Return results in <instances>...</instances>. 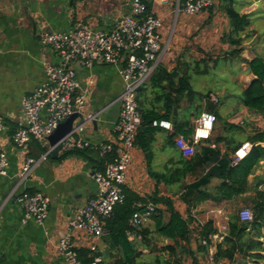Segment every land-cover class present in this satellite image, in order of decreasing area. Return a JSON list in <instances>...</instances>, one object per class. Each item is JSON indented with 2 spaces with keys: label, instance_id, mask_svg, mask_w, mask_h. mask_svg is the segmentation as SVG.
Here are the masks:
<instances>
[{
  "label": "crops",
  "instance_id": "obj_1",
  "mask_svg": "<svg viewBox=\"0 0 264 264\" xmlns=\"http://www.w3.org/2000/svg\"><path fill=\"white\" fill-rule=\"evenodd\" d=\"M145 1L151 3V12L163 21L161 32L164 42L169 40L173 32L170 52L159 69L170 74L179 72L181 75L188 70L193 75L194 67L187 65L190 61L184 51L185 37L196 34L207 17L212 16L215 7L219 4L222 10L224 4L221 0L215 1L216 5L193 16L179 13L176 22L177 0ZM180 2L183 4L185 0ZM129 5L130 0H0V118L8 127V131L0 132V150L6 151L10 162L8 176L0 178V264H67L57 255L58 240L75 210L97 195L93 175L106 169L103 165L106 158L99 154L101 146H115L118 142L115 127L121 109L118 99L123 92V81L119 68L102 64L90 69L76 67L82 87L79 94L86 96L85 114L100 113L94 121L85 120L83 124L79 120L74 122L73 129L78 130L77 137L90 145L83 155L75 153L63 158L65 153L61 151L58 158H53L50 154L46 160H41L50 145L42 146L32 142L25 149L15 147L12 137L24 124L21 108L23 97L44 81L46 64L58 63L56 51L43 42L42 34L63 32L78 23L96 30L110 31L117 19L129 14ZM234 7L240 14L248 15L251 21V26L241 36L242 44L247 42L246 34L249 33L252 35L251 43L256 46L251 52L241 49V72L234 78V89L225 85L216 92L209 91L211 97H219L218 105H222L216 106L218 120L211 142L206 141L200 147H208L214 149L215 153H220L218 160L226 155L232 159L234 149L246 142L264 148V141L254 143L253 140L256 135L264 132V117L248 112L241 100L244 90L256 78L245 61L255 58L264 60V37L260 30V19L264 20V0H234ZM173 25L175 32L172 31ZM207 28L202 30L209 32ZM231 32L229 24L228 35ZM222 38H226V35ZM164 75L161 74L162 79ZM155 76L158 78V73ZM191 78V90L188 93L192 91V96L179 94L178 77H175L173 87L167 81L161 85L158 81L155 83L151 80L141 89L139 99L143 108L155 109L160 115L167 116L160 122L170 123V128L153 125L154 135L150 149L145 152L138 145L134 147L125 185V192L135 193L147 202L156 192L162 197L170 198L175 209L184 217L188 215V203L191 199L188 196L183 198L186 186L202 179L211 168L218 165V161L211 162L210 166L199 162L194 172L181 182L158 184L152 173L169 174L179 166L184 156L176 146V139L180 136L176 134V130L186 125V128L194 131L201 113L206 111V101H201L200 97L202 92L193 89ZM225 97L226 102L222 101ZM221 138L225 142L220 141ZM200 147L197 149L199 153ZM28 158L40 162L30 177L20 184L18 177ZM221 183L222 179L212 178L205 189L213 198L192 209L194 217L201 224L212 221L217 231L210 236L208 242L199 241L195 236L190 245V253L181 254L183 264H239L242 261L240 255L236 257L237 262H231L217 259L216 254L219 245L223 244L224 238L229 234L230 221L243 208L252 209L259 192L264 194V159L255 166L253 174L243 185L244 191L239 195L224 198L226 192L220 188ZM24 191L41 192L50 199L49 215L43 225L33 221L24 222L23 207L16 200ZM156 206L166 210L162 204ZM103 239L100 249L104 247ZM158 240L165 241V245L169 246L175 244L164 238ZM261 241L264 244V238ZM74 243L79 252L88 250L87 240L80 234L74 238ZM261 255L262 260L248 258L247 264H262L264 252Z\"/></svg>",
  "mask_w": 264,
  "mask_h": 264
},
{
  "label": "built area",
  "instance_id": "obj_2",
  "mask_svg": "<svg viewBox=\"0 0 264 264\" xmlns=\"http://www.w3.org/2000/svg\"><path fill=\"white\" fill-rule=\"evenodd\" d=\"M215 0H177L175 13L183 12L188 16L196 15L212 7ZM166 3V1H162ZM129 14L121 16L110 31L96 30L83 23H78L63 32H45L43 42L52 47L58 55V63L45 65V79L29 95L23 97L21 108L24 124L12 137L15 147L25 149L30 143L50 145L48 137L60 124L76 113L84 115L87 121H94L99 112L85 114L86 96L79 94L81 84L77 66L90 69L95 65H112L119 68L123 81L119 119L116 123L118 142L115 146L102 145L100 156L112 154V160L104 172H95L93 178L97 186V195L75 210L68 221L64 233L58 240L57 255L67 264H84L79 249L74 243L77 234L87 240L89 250L87 264H101L103 257L98 254L101 240L106 233L107 220L115 209L126 200L125 185L128 169L131 165L132 151L136 146L142 125L139 94L155 75L159 66L170 52V40L163 41V21L152 12L148 13L143 0H130ZM212 102L219 103V98L212 96ZM217 116L203 112L197 121L190 138L180 135L176 146L186 158L193 157L196 149L208 141L215 128ZM154 126L170 128L168 122H153ZM8 131L7 125L0 118V132ZM78 130L73 129L61 140L63 153L85 150L89 143L77 137ZM254 144L243 143L232 158V165L244 160ZM52 148L42 155L41 160L51 154ZM40 161L28 158L19 174V183L25 182ZM10 162L6 151L0 150V178L7 177ZM23 207L24 222L33 221L43 225L48 218L50 199L41 192L24 191L17 197ZM157 210L149 203L143 211H137L129 218L131 241H142L136 232L147 226ZM238 217L241 222L254 220L253 210L243 208Z\"/></svg>",
  "mask_w": 264,
  "mask_h": 264
},
{
  "label": "trees",
  "instance_id": "obj_3",
  "mask_svg": "<svg viewBox=\"0 0 264 264\" xmlns=\"http://www.w3.org/2000/svg\"><path fill=\"white\" fill-rule=\"evenodd\" d=\"M147 5L148 13H151V3L143 0ZM224 4V12L230 20L231 34L227 37L233 45H239L241 43L242 33L245 32L250 26L251 21L248 15L240 14L234 7V0H221ZM241 53V49H234L231 52L232 56H237ZM249 66L250 72L256 77L247 89L241 95L243 106L246 107L248 112L259 114L264 117V60L261 58H255L251 61H245ZM161 65L159 66V68ZM157 69V76H153L152 80L155 83L158 81L159 84H163L164 81L170 83L173 87L175 77L179 78V94L186 96H192L193 92L188 93L191 90L189 78L192 77L188 73V70L182 73L172 72L167 73L165 70ZM194 71L198 75H205L206 71H203L198 64L194 66ZM161 74L164 75V79L161 78ZM193 74V73H192ZM154 83V84H155ZM155 86H158L155 84ZM196 96V93H195ZM201 101H206V108L204 112H211L217 116L216 106L210 100V93L200 94ZM140 102V99H139ZM140 110L142 114V125L138 133L136 145L141 147L147 152L151 145L154 135L153 133V122L158 123L167 116H162L155 110H146L143 108L140 102ZM203 111V110H202ZM203 113V112H202ZM201 113V114H202ZM218 120V119H217ZM180 126L176 130V134L183 135L186 138H190L193 131ZM233 126V125H231ZM173 138V137H172ZM254 143L264 141V132L259 133L254 137ZM218 141V140H217ZM220 141H224L221 138ZM230 140L228 139L227 142ZM211 142V139L208 140ZM242 145V144H241ZM239 145V147L241 146ZM202 146L199 145L197 149ZM237 147V149L239 148ZM200 153L196 149V154L190 158H182L179 162V166L173 169L169 174L152 173L153 178L157 183H172L181 182L185 180L188 174H192L195 168L202 162L206 166H210V163L218 161V165L214 166L209 172L198 182L186 186V196L189 199L188 203V215L184 217L180 214L174 206L173 201L170 198L162 197L158 192L152 195V198L143 200L140 196L132 192L126 193V200L122 205H119L113 214V216L107 220L106 233L103 236V248L99 249L98 254L103 257L101 264H183V258L181 254L190 253L191 242L197 236L199 241L210 240V236L216 233V228L212 221H208L206 224H201L193 215L192 209L199 206V204L210 200L212 195L205 189L211 179L218 177L222 179L220 188L225 190L224 198H231L232 196L239 195L243 189V185L247 183L248 177L253 174L255 166L264 159V148L260 145L253 146L249 155L239 162L237 165H232V159L226 155L221 160H218L221 156L220 153H215L214 149L208 147H200ZM88 149V148H87ZM87 149H85L87 151ZM234 149L235 151L237 150ZM85 150H75L63 154V158L71 156L72 154L83 155ZM234 151V152H235ZM198 152V153H197ZM234 155V153H233ZM103 165L107 164L112 160L113 155L108 154ZM105 171V170H104ZM103 169L101 172H104ZM204 188V189H203ZM258 198L253 203L254 220L252 222L243 223L239 217H234L229 223V234L224 238L223 244L219 245L218 252L216 254L217 259H227L231 262H237L236 257L241 256L242 261L239 264H247L248 258L262 260L261 255L264 252V244L261 241L264 238V194L259 192ZM155 205L162 204L166 210L157 208L155 214L152 217V223L148 226L143 227L136 232L137 235L142 236V241H131L128 233L132 230L129 226V218L134 212L143 211L149 203ZM159 238H164L173 241V246L166 245L165 250L169 252L171 258L166 260L160 257L154 256L153 262H145L143 252L139 246L143 245L145 249L150 250L153 254L159 250L155 241ZM181 244V248H180ZM226 246V247H225ZM181 249V251H180ZM87 250L80 251V258L84 264H87L88 259Z\"/></svg>",
  "mask_w": 264,
  "mask_h": 264
},
{
  "label": "rangeland",
  "instance_id": "obj_4",
  "mask_svg": "<svg viewBox=\"0 0 264 264\" xmlns=\"http://www.w3.org/2000/svg\"><path fill=\"white\" fill-rule=\"evenodd\" d=\"M215 1L218 2L219 0ZM215 1L213 5H216ZM180 4L182 3L180 2ZM180 13L182 12L180 11ZM178 14L179 12L175 14V18L177 19L176 22H178ZM211 15L212 16L210 18L207 17L206 21L196 32V34L188 35L187 37H185L186 42H183V45L185 47L184 51L190 61L187 63V65L197 67V65L199 64L201 69L203 71H206L205 75H198L195 71H193L191 85L194 90L200 91L206 95L210 93L209 91L216 92V90L223 89L225 85H227L229 89H234V86L232 84L235 80V76L241 72V63L239 62L240 55L237 57H233L231 55V52L234 49L238 48L245 49L248 52H251L254 51V46H256L255 43H251L250 38L252 37V35L249 33L246 34L247 42L243 44L241 42L239 45H233L230 42L227 37L229 33L230 20L224 12V9L221 10V8H219V4L218 7H215ZM260 20L262 21V28H260V30L262 31V36L264 37V20ZM172 23H174V20ZM206 27H208L207 30L209 32L205 33L202 29ZM174 28L175 26L173 25L172 31H174ZM242 34H245V32H243ZM223 35H226V38H222ZM172 36L173 32L169 37V40L172 39ZM171 44L173 43L171 42ZM249 55L253 56L250 53ZM214 97L218 96L214 95ZM227 97L222 99V101L226 102ZM209 99L211 100L212 97L210 96ZM221 105L222 103L218 105V107H220ZM154 243H157V247L159 248V250L154 254L150 250L145 249L143 245L139 246L140 250L143 252V255H145V262H153L154 256L166 260L171 258L169 252L165 250V247H167L165 245V241L158 240ZM261 263L263 264L264 260L261 261Z\"/></svg>",
  "mask_w": 264,
  "mask_h": 264
},
{
  "label": "water",
  "instance_id": "obj_5",
  "mask_svg": "<svg viewBox=\"0 0 264 264\" xmlns=\"http://www.w3.org/2000/svg\"><path fill=\"white\" fill-rule=\"evenodd\" d=\"M79 120L81 124L85 122V117L81 113H76L69 117L65 122L59 125L52 135L48 137V142L52 148L51 154L53 158H58L59 152H61L62 145L61 140L65 138L74 127V122Z\"/></svg>",
  "mask_w": 264,
  "mask_h": 264
}]
</instances>
